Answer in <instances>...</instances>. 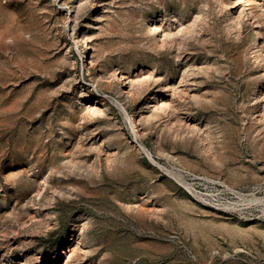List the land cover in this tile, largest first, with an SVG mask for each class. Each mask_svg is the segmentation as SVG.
<instances>
[{"label":"rangeland","instance_id":"rangeland-1","mask_svg":"<svg viewBox=\"0 0 264 264\" xmlns=\"http://www.w3.org/2000/svg\"><path fill=\"white\" fill-rule=\"evenodd\" d=\"M249 9L264 24V0H0V264H62L78 224L70 264H264L237 210L264 213ZM187 174L243 197L205 207Z\"/></svg>","mask_w":264,"mask_h":264},{"label":"bare ground","instance_id":"bare-ground-1","mask_svg":"<svg viewBox=\"0 0 264 264\" xmlns=\"http://www.w3.org/2000/svg\"><path fill=\"white\" fill-rule=\"evenodd\" d=\"M253 4V3H252ZM242 10L236 14L235 16H233V14H231L232 16L229 18L230 20V24H229V27L232 28V29H235L238 27L239 25V18H240V15L242 14ZM246 12V11H245ZM236 12H234L235 14ZM248 15L250 16V20L252 21L251 22V25H252V33L254 36H255V39L256 41L258 40L257 43H255L252 48L250 49L251 52H250V57H251V60L254 62V63H258L260 61H263L264 60V24H260L256 19H255V16L253 15V12L251 9H249L248 11ZM149 30H152L153 34L155 35V37H161V36H164V35H161L162 33H159L158 31V28L152 23L151 24V29ZM250 34V35H251ZM240 35V34H239ZM251 37V36H250ZM249 37V38H250ZM253 40V39H252ZM253 43V42H252ZM179 49V48H178ZM180 51V50H179ZM178 52V51H177ZM259 65V64H258ZM262 70V69H261ZM264 72V71H263ZM262 76V75H261ZM260 76V77H261ZM264 77V76H263ZM119 81H121L123 83V81H126L128 78L125 77L123 74L119 73ZM159 85L158 84V88H159ZM163 87V86H162ZM160 89V88H159ZM163 88H161L162 90ZM167 89V88H166ZM165 90V88L163 89V91ZM173 91V90H172ZM140 93H142V83L141 85H135L132 81L130 80H127V82L125 83V95L128 96L129 98H136L137 96L140 95ZM261 98V97H260ZM150 99V98H149ZM148 99V100H149ZM147 103H150L151 106L150 108H152L153 110H163L164 108L167 107V101L166 100H162V99H159V100H156L155 98H153V101H149ZM163 112V111H162ZM189 125V124H188ZM50 215L54 216L53 213H50ZM45 224V223H44ZM56 225V221H55V218H51L49 219V221L45 224V227L46 228H52V227H55ZM78 229V231L80 230V232L78 234H72V239H71V243L68 245V247L66 248V253L62 256V264H70L71 261H72V257L75 256V253L82 250V243H83V240L85 239L83 235L85 234H82V229H83V225L82 224H78L76 226ZM77 233V232H76ZM4 239H6V247H10V239H7L6 237L7 236H4ZM66 239V238H65ZM87 240V238H86ZM10 241V242H9ZM65 241V240H64ZM85 241V240H84ZM85 243V242H84ZM84 247V246H83ZM17 249V248H16ZM82 252V251H81ZM62 254V253H61ZM25 256V255H24ZM23 256V257H24ZM77 256V255H76ZM56 259V258H55ZM28 260V259H27ZM26 262V258L24 257V259L22 261H19L17 264H24ZM57 264H61V262L59 261Z\"/></svg>","mask_w":264,"mask_h":264},{"label":"built area","instance_id":"built-area-1","mask_svg":"<svg viewBox=\"0 0 264 264\" xmlns=\"http://www.w3.org/2000/svg\"><path fill=\"white\" fill-rule=\"evenodd\" d=\"M185 179L189 181V183H185V185L181 187L186 193L198 203L211 209L234 208L237 204L235 202L243 197L241 192L228 188L221 182L203 176L187 174ZM242 205L245 207L237 208L240 213L246 214L250 219H264V213L262 211H258L256 214L245 212L247 209H250L251 206L246 204ZM256 205H262V207H264V203H256Z\"/></svg>","mask_w":264,"mask_h":264}]
</instances>
